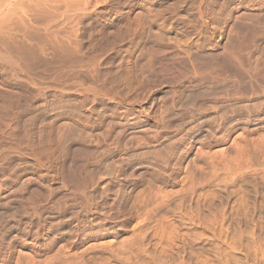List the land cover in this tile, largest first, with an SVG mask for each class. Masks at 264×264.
<instances>
[{"label":"bare ground","instance_id":"1","mask_svg":"<svg viewBox=\"0 0 264 264\" xmlns=\"http://www.w3.org/2000/svg\"><path fill=\"white\" fill-rule=\"evenodd\" d=\"M218 234L264 264V0H0V264H213Z\"/></svg>","mask_w":264,"mask_h":264},{"label":"rangeland","instance_id":"2","mask_svg":"<svg viewBox=\"0 0 264 264\" xmlns=\"http://www.w3.org/2000/svg\"><path fill=\"white\" fill-rule=\"evenodd\" d=\"M220 234H218V236H217V239H216V243L218 244V246H221V248L223 249L222 250V252H223V254L220 252L219 253V255H221V257L218 259V261L216 260L215 262H213V264H244L243 262L244 261H242V255H240V257H239V259H238V261H235V263L233 262V260L230 258V249H231V247H230V239H227V241H228V243H227V241L225 242V238H224V236L223 235H221V236H219ZM223 236V237H222ZM222 237V238H221ZM224 238V239H223ZM221 239H223L222 241H221ZM219 241V242H218ZM223 241L225 242V243H223ZM220 244V245H219ZM200 252H201V261L199 262V264H206L207 262H205V258L207 259L208 257V255H207V249L206 248H203V249H201L200 250ZM218 255V256H219ZM241 258V259H240ZM204 259V260H203ZM221 259V260H220ZM232 260V261H231ZM221 261V262H220ZM240 261V262H239ZM207 264H209V263H207ZM212 264V263H211Z\"/></svg>","mask_w":264,"mask_h":264}]
</instances>
